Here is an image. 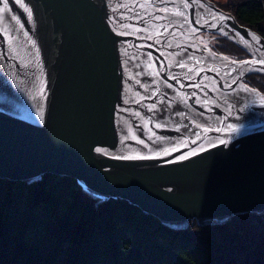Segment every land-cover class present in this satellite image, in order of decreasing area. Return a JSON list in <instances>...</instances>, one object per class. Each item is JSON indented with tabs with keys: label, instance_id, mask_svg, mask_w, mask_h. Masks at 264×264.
<instances>
[{
	"label": "water",
	"instance_id": "water-1",
	"mask_svg": "<svg viewBox=\"0 0 264 264\" xmlns=\"http://www.w3.org/2000/svg\"><path fill=\"white\" fill-rule=\"evenodd\" d=\"M262 60L211 0H0V178L71 177L176 227L264 213Z\"/></svg>",
	"mask_w": 264,
	"mask_h": 264
},
{
	"label": "trees",
	"instance_id": "trees-1",
	"mask_svg": "<svg viewBox=\"0 0 264 264\" xmlns=\"http://www.w3.org/2000/svg\"><path fill=\"white\" fill-rule=\"evenodd\" d=\"M222 7L264 37V0ZM221 41L216 51L249 56ZM246 82L264 93V75ZM0 264H264V213L176 227L124 199L93 195L71 177L0 178Z\"/></svg>",
	"mask_w": 264,
	"mask_h": 264
},
{
	"label": "rangeland",
	"instance_id": "rangeland-1",
	"mask_svg": "<svg viewBox=\"0 0 264 264\" xmlns=\"http://www.w3.org/2000/svg\"><path fill=\"white\" fill-rule=\"evenodd\" d=\"M213 1L214 3H216L220 8H222L223 10L227 11V12H230L228 11L227 9H224L222 6L226 5L227 3L230 2V0H211ZM232 13V12H230ZM221 38H224L226 39L227 41H230L232 42L233 44H236L238 45L239 47H241L239 44H237L235 41L231 40L230 38H227L225 36H222V35H219V34H215V33H212V32H202L200 33L198 36H197V39L200 43H202L203 45H205V47L207 49H211L219 54H222V55H226V56H229L230 58H234V59H242V58H238V57H234V56H231V55H228V54H225V53H221L219 51H216V49L220 46H223V41H221ZM242 49H244L243 47H241ZM245 50V49H244ZM246 51V50H245ZM247 52V51H246ZM248 54V52H247ZM249 57V56H247ZM247 57H243V58H247ZM251 75H259V74H251ZM264 75V74H262ZM250 76V75H249ZM248 76V77H249ZM247 77V78H248ZM246 78V80H247ZM247 83V82H246ZM248 84V83H247ZM251 86V85H250ZM253 87V86H252ZM255 88V87H254ZM258 89V88H257Z\"/></svg>",
	"mask_w": 264,
	"mask_h": 264
},
{
	"label": "snow or ice",
	"instance_id": "snow-or-ice-1",
	"mask_svg": "<svg viewBox=\"0 0 264 264\" xmlns=\"http://www.w3.org/2000/svg\"><path fill=\"white\" fill-rule=\"evenodd\" d=\"M21 6L25 8V11H30V9H28L26 5L21 4ZM259 63L264 64V60L259 61ZM140 143H143V141H140ZM221 143H225V141H221ZM96 151H97V152H100L101 149L98 148V149H96ZM193 154H195V153H193ZM127 158H128V159H132L133 157H127ZM136 158H141V159H143L144 157H136ZM181 159H187V157H186V156H185V157H181Z\"/></svg>",
	"mask_w": 264,
	"mask_h": 264
},
{
	"label": "bare ground",
	"instance_id": "bare-ground-1",
	"mask_svg": "<svg viewBox=\"0 0 264 264\" xmlns=\"http://www.w3.org/2000/svg\"><path fill=\"white\" fill-rule=\"evenodd\" d=\"M196 70H197V69H196ZM196 70H194V71L191 70V71L189 72V76H190V75H195ZM135 91H136V90H135ZM135 91H134V92H135ZM254 101L257 102V103L262 104V103H264V98L261 97V96H256L255 99H254Z\"/></svg>",
	"mask_w": 264,
	"mask_h": 264
}]
</instances>
